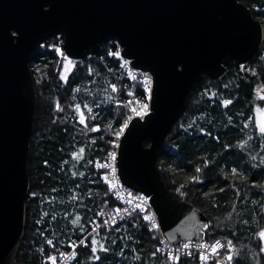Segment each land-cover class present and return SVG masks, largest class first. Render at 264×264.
<instances>
[{"label": "trees", "instance_id": "trees-1", "mask_svg": "<svg viewBox=\"0 0 264 264\" xmlns=\"http://www.w3.org/2000/svg\"><path fill=\"white\" fill-rule=\"evenodd\" d=\"M238 1L264 24V0ZM51 43H57L55 36L39 42L28 60L36 101L15 264H45L59 249L68 250L71 239L87 234L72 264H203L191 255L178 261L159 256V235L137 210L108 230L89 233L97 211L121 205L102 182L95 160L114 148L141 86L119 70L118 59L107 56L108 48L117 49L115 40L75 60L65 81L56 74L59 54ZM223 67L217 78L202 74L162 142L156 166L167 190L206 217L202 238L222 241L221 261L264 264L259 236L264 229V133L254 117L257 108H264V41L247 62L239 65L228 56ZM229 254L231 261L225 259Z\"/></svg>", "mask_w": 264, "mask_h": 264}, {"label": "water", "instance_id": "water-1", "mask_svg": "<svg viewBox=\"0 0 264 264\" xmlns=\"http://www.w3.org/2000/svg\"><path fill=\"white\" fill-rule=\"evenodd\" d=\"M58 31L71 59L115 40L133 66L150 71V111L124 129L118 175L149 197L170 241L201 239L206 217L167 190L157 152L202 74L221 76L228 56L247 62L264 41V24L238 0H0V264H15L23 235L36 101L28 60Z\"/></svg>", "mask_w": 264, "mask_h": 264}, {"label": "built area", "instance_id": "built-area-1", "mask_svg": "<svg viewBox=\"0 0 264 264\" xmlns=\"http://www.w3.org/2000/svg\"><path fill=\"white\" fill-rule=\"evenodd\" d=\"M53 36L57 38V43H51L50 48L55 49L56 52L62 49L63 44V34L58 31ZM117 43V42H116ZM122 48L117 43V49L108 48L106 54L108 57L119 60V70L127 76L128 78H137L141 86L140 97L135 98L132 111L126 116V122H123L117 130L118 140L114 144V148L109 150L103 159L95 160L96 169H100V177L102 182L107 186L109 192L112 196L121 204L118 209L112 212H106L104 210L97 211L96 216H94L90 221V232L106 229L108 230L111 225L117 223L122 217L132 211H139L143 216L144 220L147 222V226L150 230L156 232L159 235V243L156 245V252L159 256L173 260L170 258L169 253L173 256H195L197 259L203 263L208 264L212 262L213 264H226L219 258L218 254L211 253V246H213L216 241H207L203 238L199 240H179L176 242L170 241L163 233L162 227L159 222L157 213L155 212L153 206L150 203L149 197L141 192H136L130 188L124 186L118 175L117 167V147L119 139L125 129L124 124L129 123V121L135 116L143 118L144 115L138 114L142 112L143 105H148L147 113L150 111L149 101L151 98L152 88H153V77L150 71L137 68L131 64V59L122 56ZM119 53V55H113V53ZM146 77L148 79H146ZM150 90V91H149ZM135 109V111H134ZM114 154V159H113ZM99 165H106V167H100ZM130 201V202H129ZM127 210V211H125ZM150 217V219H148ZM88 234L80 239L73 238L70 241V248L68 250L59 249L56 257L55 264H72L76 257L78 256V248L82 245H86V237ZM83 241V243H81ZM222 243V241H220ZM187 244L189 247L185 248L184 245ZM75 245V247H73ZM207 246V247H203ZM73 253L75 255H73ZM201 254H206L209 256L207 261L201 260ZM50 258V257H49ZM46 259L45 264H52L50 259Z\"/></svg>", "mask_w": 264, "mask_h": 264}, {"label": "snow or ice", "instance_id": "snow-or-ice-1", "mask_svg": "<svg viewBox=\"0 0 264 264\" xmlns=\"http://www.w3.org/2000/svg\"><path fill=\"white\" fill-rule=\"evenodd\" d=\"M113 55H119V53L117 52V53H113ZM70 63V62H69ZM146 79H148L147 77H146ZM113 90H115V86H113ZM150 91V90H149ZM225 103L227 104V103H230V101H225ZM78 107V106H77ZM78 110H79V107H78ZM147 110H148V105L147 104H144L143 105V110H142V112H140V113H138V114H141V115H145V114H147ZM134 111H135V109H134ZM80 123H85V120H84V116H83V113H81V116H80ZM123 127H127V123H125L124 124V126ZM260 131H261V133H264V125H261V127H260ZM120 133H117V135H119ZM83 149H81L80 150V153H83ZM74 156H75V158H77V159H79L80 157H79V154H74ZM115 157H114V154H113V159H114ZM100 167H106V165H99ZM193 179H197V177H193ZM130 202V201H129ZM125 211H127V210H125ZM79 217L77 216V218L75 219V220H73L72 222L75 224V223H78V221H79ZM148 219H150V217H148ZM259 236L261 237V239H264V230H262L260 233H259ZM48 243L49 244H51L52 243V241H48ZM81 243H83V241L81 242ZM92 243H93V252H96V247H95V245H96V241L95 240H93L92 241ZM230 243V242H229ZM73 247H75V245H73ZM184 247L185 248H188L189 246L187 245V244H185L184 245ZM203 247H207V246H203ZM222 247H224V245L220 242V241H216V243L213 245V246H211V253L212 254H218V250L220 249V248H222ZM101 250H104V251H107V249H105V248H103V245H101ZM261 251H264V248H262L261 249ZM73 255H75L74 253H73ZM169 256H170V258L171 259H173V260H175V261H178L179 260V257L178 256H173L171 253H169ZM97 259H99V257H96ZM51 261H52V264H55V262H56V257H50L49 258ZM209 259V256L208 255H206V254H201V260H203V261H207ZM225 259H227L228 261H231L232 259H233V256L231 255V254H229V255H227L226 257H225Z\"/></svg>", "mask_w": 264, "mask_h": 264}, {"label": "rangeland", "instance_id": "rangeland-1", "mask_svg": "<svg viewBox=\"0 0 264 264\" xmlns=\"http://www.w3.org/2000/svg\"><path fill=\"white\" fill-rule=\"evenodd\" d=\"M61 52L64 54L62 49H60V51L56 52L59 54V57L57 58V61L55 64V69L57 71L56 74H57L58 78L61 81H65L67 75L69 74V72L72 70V68L75 65V60L67 57L65 54H64L65 55V58H64L62 56ZM80 116H81V113L78 115L79 119H80ZM254 117H255V123L258 126V128L260 129L261 125H264V108H257L255 111ZM126 120H127V118L124 120V122H126ZM127 188H129V187H127ZM207 225L208 224H206L205 228L207 227ZM262 230H264V229H262ZM261 246H262V248H264V239H261Z\"/></svg>", "mask_w": 264, "mask_h": 264}]
</instances>
